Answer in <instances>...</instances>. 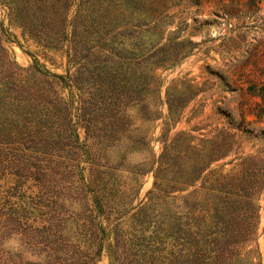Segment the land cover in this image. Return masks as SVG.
I'll list each match as a JSON object with an SVG mask.
<instances>
[{
    "label": "rangeland",
    "instance_id": "1",
    "mask_svg": "<svg viewBox=\"0 0 264 264\" xmlns=\"http://www.w3.org/2000/svg\"><path fill=\"white\" fill-rule=\"evenodd\" d=\"M234 1L237 11L226 8L230 0H0V264H64L44 262L47 240L13 221L10 209L40 197L73 244L89 185L134 214L126 228L146 216L149 230H160L166 214L188 223L197 264H264V187L250 200L253 235L237 243L223 242L219 218L245 228L249 203L226 204L208 188L260 168L264 142L227 128L234 142L204 181L170 195L163 191L180 163L169 149L159 159L160 135L175 149L194 136L191 144L207 150L227 125L220 109L237 114L259 101L230 88L264 81V0ZM107 53L118 56L120 84L139 99L116 114L97 92ZM166 96L183 105L174 123L157 115L167 111ZM166 244L154 252L159 260ZM132 249H120V261ZM95 264H110L105 247Z\"/></svg>",
    "mask_w": 264,
    "mask_h": 264
},
{
    "label": "trees",
    "instance_id": "2",
    "mask_svg": "<svg viewBox=\"0 0 264 264\" xmlns=\"http://www.w3.org/2000/svg\"><path fill=\"white\" fill-rule=\"evenodd\" d=\"M257 2L258 0H249L250 5L248 6L251 7ZM226 8L238 10L237 3L234 0H230V4L226 5ZM117 57L114 53L104 55L101 61L103 65L100 66L101 82L97 89L98 94L102 95V108L107 112L116 110L115 114L122 111L120 109L121 105L124 108V104L139 100L136 97V91L134 92L127 85L120 84L119 76L122 72ZM219 76L228 87L230 83L232 84V81L224 75L220 74ZM236 89L252 97L259 98V101L255 102L253 106L246 107L245 105L241 107L237 114H233L228 109H220L219 111L224 115L227 125L221 127L216 136L208 140L209 149L206 150L205 146L198 147L196 144H191V141L195 138L194 136L183 138L182 147H178V149L170 147L165 142L167 132L158 137L163 142V150L159 155V159L169 149V153L173 152V157L178 159L180 163L174 179L170 181L172 182L171 185L163 192L169 194L172 191H183L188 186H194L195 181L199 179H202L203 182L205 177H202L203 171L209 167L210 163L223 157L234 142V132H229L227 130L229 127L238 130L244 137H252L264 142V125L257 124L264 123V81L257 84L249 82L245 87L230 88V90ZM163 102L166 104L167 111L165 114L157 112V115L162 116L164 121H173L174 123L183 105L178 103V99H169L167 96ZM159 103H162V101H159ZM249 115L254 118L247 119ZM166 129L165 131H167ZM262 161L260 168L250 165L251 167H247L240 177L225 178L218 187H215V185L208 187L210 190L215 191L213 194L215 198L226 204L244 201L249 203L250 206L246 216L248 221L245 228L237 225L240 228L238 230L233 226L229 227L228 221L219 218V222L223 223V237L225 238L223 242L237 243L240 239L243 238L244 241L253 235V231L247 227L250 223L252 225V220L255 224L257 213L256 206H251L250 200L264 187V159ZM156 178L157 175L154 172V187L160 188ZM91 186L93 185H89V189H87L91 193V197L90 199L87 197L88 203H85V210L88 212L83 217L84 221L77 227V241L73 244L69 242L68 235L57 233L60 230L59 225L53 223L51 215L46 216L47 211L44 209L50 207V205L44 204L40 197L31 198V202L19 203L17 204L18 207L10 209L14 215L13 221L18 225L29 227L32 231L40 232V235H43L47 240L39 247V250L45 253L44 262H50L53 258L61 260L60 263L64 264H95L105 247L110 264H197L194 255L190 252L192 241L189 229L186 227L188 223L174 222L173 216L166 214L164 226H160V230L159 228L149 230L148 225L150 223L146 221V216L137 219V225L126 228L124 225L134 214H131V217L130 215L127 216V211H124L122 207L123 204L105 199L103 194L105 187L97 190ZM148 193H151V190ZM143 207L145 206H139L138 210L143 209ZM233 207L235 205L232 204L230 208L233 209ZM216 216L218 217V215ZM110 237H112V241H108ZM163 243H167L169 246L165 245L167 251L159 260L158 257L154 256V252L159 251ZM129 248L132 249L129 259L124 258L120 261L118 251L120 249L128 251ZM215 262L216 259L211 258L208 262L201 264H215ZM247 264H259V262L249 261Z\"/></svg>",
    "mask_w": 264,
    "mask_h": 264
}]
</instances>
